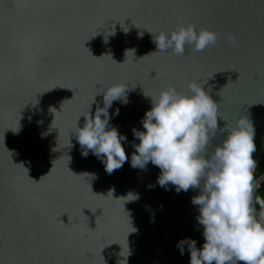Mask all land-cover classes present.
<instances>
[{
	"label": "water",
	"instance_id": "1",
	"mask_svg": "<svg viewBox=\"0 0 264 264\" xmlns=\"http://www.w3.org/2000/svg\"><path fill=\"white\" fill-rule=\"evenodd\" d=\"M189 25L215 45L158 52L160 33ZM193 83L217 104L206 158L245 119L258 168L264 0H0V264H190L191 241L204 242L200 189L160 186V169L131 157L152 100ZM113 85L126 89L108 127L128 159L108 174L76 133Z\"/></svg>",
	"mask_w": 264,
	"mask_h": 264
},
{
	"label": "clouds",
	"instance_id": "2",
	"mask_svg": "<svg viewBox=\"0 0 264 264\" xmlns=\"http://www.w3.org/2000/svg\"><path fill=\"white\" fill-rule=\"evenodd\" d=\"M216 40L213 31H197L189 25L170 34L160 33L154 43L158 52L172 49L175 55L183 56L186 46L203 51ZM189 87L190 94L183 95L169 86L155 102L152 100L143 119L144 131L135 133L140 142L135 145L131 165L144 168L151 162L158 167L160 186L171 183L178 192L200 189L192 203L199 206L204 242L198 249L191 241L190 264H264V208L254 207V201L264 203V168L258 169L253 159L254 129L240 119L235 128L227 129V136L214 147L211 158H206L209 130L218 129L217 104L201 85L193 83ZM125 89L121 85L104 88L102 111L97 109L94 116L88 111L84 126L77 127L78 143L97 157H104L108 174L128 159L121 144L126 137L108 127L107 112L113 101L124 96ZM82 155L86 157L88 151ZM180 252L183 255L182 247Z\"/></svg>",
	"mask_w": 264,
	"mask_h": 264
},
{
	"label": "trees",
	"instance_id": "3",
	"mask_svg": "<svg viewBox=\"0 0 264 264\" xmlns=\"http://www.w3.org/2000/svg\"><path fill=\"white\" fill-rule=\"evenodd\" d=\"M259 168H264V154L262 156V159L258 165V169ZM262 187H264V185H262ZM254 204H255V207L259 210L260 208H264V203L262 204H257L255 201H254ZM233 264H235V262H233ZM238 264H242V262H238Z\"/></svg>",
	"mask_w": 264,
	"mask_h": 264
},
{
	"label": "built area",
	"instance_id": "4",
	"mask_svg": "<svg viewBox=\"0 0 264 264\" xmlns=\"http://www.w3.org/2000/svg\"><path fill=\"white\" fill-rule=\"evenodd\" d=\"M254 207H255V204H254Z\"/></svg>",
	"mask_w": 264,
	"mask_h": 264
}]
</instances>
